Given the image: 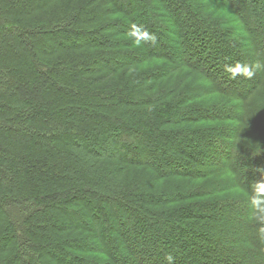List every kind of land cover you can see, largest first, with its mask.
Masks as SVG:
<instances>
[{
    "label": "trees",
    "instance_id": "trees-1",
    "mask_svg": "<svg viewBox=\"0 0 264 264\" xmlns=\"http://www.w3.org/2000/svg\"><path fill=\"white\" fill-rule=\"evenodd\" d=\"M236 61L264 0H0V264H264V71Z\"/></svg>",
    "mask_w": 264,
    "mask_h": 264
},
{
    "label": "clouds",
    "instance_id": "clouds-1",
    "mask_svg": "<svg viewBox=\"0 0 264 264\" xmlns=\"http://www.w3.org/2000/svg\"><path fill=\"white\" fill-rule=\"evenodd\" d=\"M125 39L133 42L137 47L146 44H155L157 36L150 32L144 24L129 22V28ZM224 71L229 74L230 78L235 80L238 77L244 79H252L258 72L264 71V62L255 61L252 63L236 61L225 64ZM264 174V170H261ZM240 195L247 201L248 207L251 209L250 219L257 225V236L264 240V179L254 181L248 189H239ZM175 257L171 253L164 256L167 264H174Z\"/></svg>",
    "mask_w": 264,
    "mask_h": 264
},
{
    "label": "rangeland",
    "instance_id": "rangeland-1",
    "mask_svg": "<svg viewBox=\"0 0 264 264\" xmlns=\"http://www.w3.org/2000/svg\"><path fill=\"white\" fill-rule=\"evenodd\" d=\"M60 2H62V0H60ZM218 3L217 2H215V4H213V8H215V6L217 5ZM220 6V5H219ZM225 5H222V8L220 9V11H219V15H230L231 17H232V19H234L235 20V16H234V14H233V11H232V9L231 8H229V7H224ZM243 13H246L247 14V11L244 9L243 10ZM233 23H236V22H233ZM255 36H257L256 34H255ZM256 39H257V37H256ZM189 82H191V78L189 79ZM206 81H204V79H200L199 80V82L197 83V88H196V90L198 89V90H202V87H203V83H205ZM192 85V87H195V83H192L191 84ZM258 91H260V93L258 94V97H261L262 96V94H261V92L263 93V95H264V88H261L260 90H258ZM218 98V95H212V96H203L200 100H197V101H203V102H205V101H209V100H216ZM158 152V151H157ZM230 237H233V235H232V233H231V231H229L228 232V234H227V237L225 238V241H221V243H223V244H225V245H227V244H229L228 243V239L230 238ZM184 238V237H183ZM256 240H258L259 238L257 237V234H256ZM220 242V241H219ZM122 255H126V257L128 256L127 255V253L124 251V250H122L121 251V256ZM101 257V256H100Z\"/></svg>",
    "mask_w": 264,
    "mask_h": 264
}]
</instances>
